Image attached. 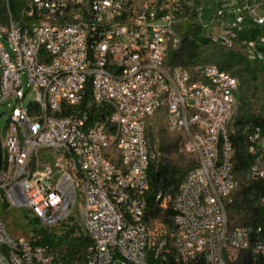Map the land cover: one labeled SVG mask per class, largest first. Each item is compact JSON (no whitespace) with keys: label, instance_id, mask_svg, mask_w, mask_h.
I'll use <instances>...</instances> for the list:
<instances>
[{"label":"built area","instance_id":"2783aa9c","mask_svg":"<svg viewBox=\"0 0 264 264\" xmlns=\"http://www.w3.org/2000/svg\"><path fill=\"white\" fill-rule=\"evenodd\" d=\"M201 2L22 0L0 23L11 47L0 38V109L11 105L0 117V201L27 207L54 243L70 231L88 238L74 264H264V220L254 228L229 218L240 77L169 64L179 20ZM211 17L201 36L264 63V0H222ZM159 112L198 161L177 190L156 194L157 213L146 127ZM246 136V174L264 180V131ZM41 236L13 238L0 217V264H56Z\"/></svg>","mask_w":264,"mask_h":264},{"label":"rangeland","instance_id":"374dc122","mask_svg":"<svg viewBox=\"0 0 264 264\" xmlns=\"http://www.w3.org/2000/svg\"><path fill=\"white\" fill-rule=\"evenodd\" d=\"M222 0H202L198 6V10L186 13L182 20H179L178 26L175 28V37L180 38L181 33L186 27L194 26V29L201 28L200 32L213 30L212 14L214 10L221 4ZM22 4V0H0V23L7 25L10 19L9 12H18ZM215 30V29H214ZM201 35V33H200ZM6 49L11 52L10 44L4 35H0ZM180 44L178 45V47ZM174 49H170L169 59L173 56ZM241 54L248 59V64H236L231 71L240 77V90L238 101L235 107V113L230 125V131L235 132L237 124L241 119L250 116L264 117V63L253 56L246 47L233 45L226 47L219 41L210 39L206 44L198 46L196 55L193 59L186 60V64L180 65L188 70H196L200 66L214 64L220 66L228 54ZM1 61H0V85H1ZM25 88L27 87L26 76L23 77ZM27 89V88H26ZM29 98L25 100V104ZM11 105L6 104L0 109V115L10 110ZM6 126V116L0 119V132ZM146 133L148 138V148L152 163L168 162L174 166L179 175L184 174L190 168L194 167L198 158L194 154L186 153L182 148V137L176 133L170 132L166 127L165 116L163 112L155 114L147 123ZM47 162L54 164L53 154L47 152L45 154ZM239 188L234 196V203L229 211V218L232 225H240L245 223V211L235 209V202L239 200L240 190L250 180L246 173L238 174ZM167 193H172L170 190ZM168 199V196L165 197ZM234 208V209H233ZM0 217L5 223L8 232L13 238L30 237L34 231L41 228V225L35 221L34 216L27 207H8L3 201H0Z\"/></svg>","mask_w":264,"mask_h":264},{"label":"trees","instance_id":"16d2710c","mask_svg":"<svg viewBox=\"0 0 264 264\" xmlns=\"http://www.w3.org/2000/svg\"><path fill=\"white\" fill-rule=\"evenodd\" d=\"M200 30V27L197 30L190 26L185 28L180 46L174 49L173 56L169 59L170 65L180 66L186 64V60L195 57L198 46L210 41L208 37L200 35ZM241 63L248 64V59L241 54L230 52L219 67L221 69L231 70L234 65ZM254 126H260L264 131V117L250 116L241 119L237 124L235 133L232 134L231 139L236 151L235 168L237 174L240 172L246 173L250 164L253 162V156L247 149L246 134ZM184 174L179 175L174 166H171L168 162L152 163L150 161L148 169L151 190V196L148 202L149 207L154 208L157 213H160L161 202L156 200V194L161 190H170L171 192L177 190ZM239 198L235 202L234 207L235 209L245 211V223L240 225L257 227L264 220V205L261 204V198H264V180H250L240 190ZM70 232L60 243H54L47 234L39 233L38 230L34 231V236L42 235L38 243L49 245L54 263L74 264L83 262L84 258L82 253L90 246V240L82 236L70 237Z\"/></svg>","mask_w":264,"mask_h":264},{"label":"water","instance_id":"95a60500","mask_svg":"<svg viewBox=\"0 0 264 264\" xmlns=\"http://www.w3.org/2000/svg\"><path fill=\"white\" fill-rule=\"evenodd\" d=\"M1 115H0V117H1ZM2 163H3V154H2V143H1V140H0V169L2 167Z\"/></svg>","mask_w":264,"mask_h":264}]
</instances>
